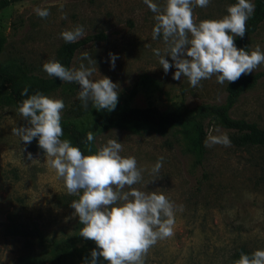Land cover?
Here are the masks:
<instances>
[{
  "label": "rangeland",
  "instance_id": "obj_1",
  "mask_svg": "<svg viewBox=\"0 0 264 264\" xmlns=\"http://www.w3.org/2000/svg\"><path fill=\"white\" fill-rule=\"evenodd\" d=\"M237 0H211L206 8L194 7L197 23L220 19L227 7ZM161 8L165 0H153ZM37 7L49 11L40 18ZM154 13L143 0H23L0 12V35L5 39L1 62L16 61L30 73L50 78L42 69L44 62L55 59L65 42L61 32L82 26L89 38L75 54L71 67L81 63L96 68L90 77H108L119 86L117 105L123 108L156 107L161 111H177L198 104L224 106L226 85L216 77L202 80L191 87L187 78L174 80L172 67L165 74L154 55L167 47L162 37L152 39ZM105 39L96 40L95 36ZM259 46L264 52V22L250 38V51ZM87 52L96 65L82 59ZM109 53L116 55L114 70ZM170 64L171 57H165ZM261 64L252 74L263 72ZM79 85L64 82L48 96L62 99V118L84 124L99 113L91 104L87 109L78 99ZM233 119H243L264 129V77L240 96L229 111ZM209 135H232L206 121ZM18 111L0 98V264H22L31 259L36 264H49V250L36 240L10 235L11 221L25 226L37 225L49 240L62 241L74 234V209L62 200L69 195L55 171L45 163V154L38 148L31 152L19 137L12 135L15 127H26ZM219 129V131H216ZM109 139L122 143V156H134L142 169V180L134 185L141 191L162 192L175 206L173 236L159 240L148 252L145 264H228L233 251L243 247L251 252L264 250V151L256 147L213 144L205 147L204 161L195 166L194 156L179 130L165 136L156 132L139 134L110 130L94 139L97 149ZM24 149V151H22ZM40 163H32L27 154ZM163 157L158 174L152 168ZM63 197V198H62ZM182 207V211L180 210ZM82 264L78 253L68 258Z\"/></svg>",
  "mask_w": 264,
  "mask_h": 264
},
{
  "label": "clouds",
  "instance_id": "obj_2",
  "mask_svg": "<svg viewBox=\"0 0 264 264\" xmlns=\"http://www.w3.org/2000/svg\"><path fill=\"white\" fill-rule=\"evenodd\" d=\"M143 2L154 13L152 39L162 37L167 46L164 55L160 49H154V55L159 58L165 74L175 67L174 80L187 78L193 88L213 76L221 85L235 83L242 75L251 74L264 64V52L259 46L249 52L235 45L236 37L245 36L247 21L255 11L252 0H237L227 7V15L199 23L194 19V7L206 8L211 0H165L163 8L153 0ZM34 11L40 18L50 14L46 8L37 7ZM83 35L84 29L79 25L60 34L65 43H75ZM109 57L114 70L118 57L112 53ZM165 57H171L173 63ZM82 59L89 65H96L87 52ZM42 69L49 77L79 85L78 99L85 109L89 103L97 111L110 112L116 108L119 86L108 77L90 79L97 67L81 63L78 68H68L52 59L44 62ZM27 94L26 87L21 95ZM64 109L62 99L37 91L19 104L18 114L27 126L13 128L12 135L25 145L36 139L45 154L47 167L63 181L69 195L78 197L70 207L83 225L79 235L96 245L86 264H100L101 260L107 264H145L149 250L159 240L173 236L176 206L162 192L141 191L134 187L142 180V169L134 156L121 155L123 145L117 139L107 140L90 155L73 146L69 139H62ZM94 138L89 132L86 143L91 144ZM213 144L227 147L231 141L226 133L209 135L205 146ZM27 159L40 163L33 159L32 153L27 154ZM162 166L163 157L155 163L152 173L158 174ZM233 264H264V250H255L250 255L242 252Z\"/></svg>",
  "mask_w": 264,
  "mask_h": 264
},
{
  "label": "trees",
  "instance_id": "obj_3",
  "mask_svg": "<svg viewBox=\"0 0 264 264\" xmlns=\"http://www.w3.org/2000/svg\"><path fill=\"white\" fill-rule=\"evenodd\" d=\"M21 1L23 0H0V12ZM252 2L255 4V11L247 21V32L243 38H235L236 47L246 51H250V38L264 22V0H252ZM93 38L103 40L105 36L100 34ZM88 41L89 38L75 43H64L57 51L56 60L70 68L75 54ZM4 43L5 39L0 35V54ZM263 77L264 71L242 75L235 83H227L225 88L226 104L224 106L198 104L194 107H183L177 111H161L156 107L123 108L117 105L113 111L105 110L84 124L62 118L61 124L64 133L62 139H69L73 146L79 147L85 155H90L95 154V150L93 148L94 140L91 144L86 143L89 132H92L96 138L100 134L114 129L130 131L135 134L142 131H152L161 136H165L173 130H179L187 141L189 151L194 156L195 166H200L204 161L206 151L207 131L205 122L209 121L231 131L230 141L236 147H256L264 151V129L243 119H233L229 115V111L236 105L240 96L253 89ZM63 83L56 77L43 78L30 73L16 61L1 62L0 60V98L16 110L28 96L37 91L48 96L62 87ZM26 87L28 94L22 96L21 93ZM27 147L31 152H36L39 148L37 140L34 139ZM89 148H91V152H89ZM75 199L78 197H65L62 200L67 206H70ZM82 227L79 218L76 217L74 234L62 241L47 239L35 224L28 227L11 221L7 230L12 236L25 240H36L39 245L46 247L51 255L49 264H72L68 262V258L76 253H78L81 263L86 264V261L91 259V251L96 249V245L93 241L80 237L79 230ZM242 252L249 255L252 253L243 247H238L231 254L228 264H233L234 260L239 259ZM21 263L36 264L35 261L28 258L21 259ZM100 264H107V262L101 260Z\"/></svg>",
  "mask_w": 264,
  "mask_h": 264
}]
</instances>
